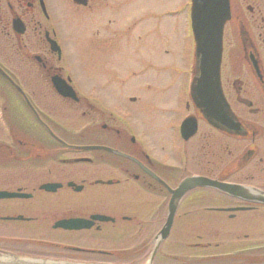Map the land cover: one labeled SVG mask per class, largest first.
<instances>
[{
	"label": "flooded vegetation",
	"instance_id": "af4514ba",
	"mask_svg": "<svg viewBox=\"0 0 264 264\" xmlns=\"http://www.w3.org/2000/svg\"><path fill=\"white\" fill-rule=\"evenodd\" d=\"M120 2L87 0L82 6L73 0H0V189L31 194L28 199L0 200L2 264H146L152 257V264H169L170 254L182 251L175 247L197 243L198 232L185 238L183 225H198L200 219L199 225L264 227V204L216 190L209 199L212 205L204 209L230 211H200L198 216V205L205 202V196L196 188L178 206L171 234L157 243L168 219L172 190L186 177L200 173L264 193V88L247 61L252 49L243 40L246 61L231 56L222 71L223 90L241 121L243 136L236 138L204 126L187 141L173 133L158 141L159 129L174 128L165 117L158 121L159 114L177 115L185 106L198 120V108L190 102L184 104L179 94L172 101L159 99L162 85L149 82L145 105L152 118L144 131L145 142L140 144L136 128L123 126L116 117L121 111L136 112L129 92L137 91L129 82L134 67H122L120 31L83 30L79 59L78 51L64 57L63 38L57 30L68 21L65 14L78 19L73 9L81 12L82 19L101 20L105 8L112 13ZM242 6L236 19L263 55L264 0H243ZM48 37L57 39L61 55L51 50ZM262 62L264 74V59ZM167 67L162 63L157 70ZM53 76L65 78L79 95L77 101L65 99L77 109L59 116L71 127L51 119L58 117L49 109L51 97L57 96ZM16 85L31 101H37L40 117L61 140L83 148H67L52 137L42 141L45 138L40 133L47 126L26 124L19 111L25 98ZM42 144L50 149V158H36V148ZM92 146L96 148L90 149ZM26 150L33 151L34 157H25ZM45 182L59 187L43 190ZM94 213L106 214L110 220L94 221L88 229L54 227L59 219L87 218ZM262 235L259 256L264 260V230ZM172 258L178 261L180 256Z\"/></svg>",
	"mask_w": 264,
	"mask_h": 264
},
{
	"label": "rangeland",
	"instance_id": "374dc122",
	"mask_svg": "<svg viewBox=\"0 0 264 264\" xmlns=\"http://www.w3.org/2000/svg\"><path fill=\"white\" fill-rule=\"evenodd\" d=\"M187 0H167V4L170 10H175L176 8L182 6L184 4V6L186 5ZM57 4V2H56ZM139 10H141L140 8V4H137L136 6V10L135 9H130L127 8L125 9V13L126 12H133L135 11L137 14H139ZM73 14L78 18V19H82L81 17V12L79 10H75L73 9ZM127 15V14H126ZM173 19H170V21H172ZM144 23H142L143 25ZM138 27V26H137ZM143 28V26H141V29ZM145 30L149 29V25L146 26V28H143ZM229 29V28H228ZM180 34H183L185 36L184 38V48L185 50H191V46L193 44L192 41V37H191V33L189 31V29H187L186 25L183 23L182 29H180ZM179 40V46L181 45V39ZM232 44V35L228 37V45ZM124 45H123V41L120 42V49H121V53L123 51ZM149 57L152 61L154 62H159L160 59L153 53L149 54ZM218 228V229H217ZM238 229V228H237ZM229 227H227V225L225 226H218V225H198V234L203 235L202 239H198V241H207L210 238V236H212V238H217L216 240H222L225 241L224 244H228L233 240V237L229 235ZM224 232V234H223ZM209 235H206L208 234ZM217 233L222 234L221 236H216ZM223 235H227V237H224ZM200 237V236H198ZM224 237V238H223ZM220 238V239H218ZM215 249H213V248ZM200 247L198 246V249H196V251H198V258H196V262L198 261V263L196 264H214L212 261V259L216 258L213 257L212 255L214 254H220V253H226L229 250L223 249L222 247L217 248V247ZM189 250V249H188ZM224 262V261H222ZM186 264H188L189 262H185ZM225 264H237V263H233L232 261H227Z\"/></svg>",
	"mask_w": 264,
	"mask_h": 264
},
{
	"label": "water",
	"instance_id": "95a60500",
	"mask_svg": "<svg viewBox=\"0 0 264 264\" xmlns=\"http://www.w3.org/2000/svg\"><path fill=\"white\" fill-rule=\"evenodd\" d=\"M211 28H213V24H211ZM212 34H213V32H212ZM216 37L218 38V39H220V32H218L217 34H216ZM197 39H198V36H197ZM215 50V47H212V51H214ZM207 70V69H206ZM212 78H213V76L212 75H210V80H212Z\"/></svg>",
	"mask_w": 264,
	"mask_h": 264
}]
</instances>
